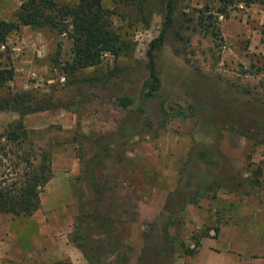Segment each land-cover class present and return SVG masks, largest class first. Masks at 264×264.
<instances>
[{"label":"rangeland","instance_id":"374dc122","mask_svg":"<svg viewBox=\"0 0 264 264\" xmlns=\"http://www.w3.org/2000/svg\"><path fill=\"white\" fill-rule=\"evenodd\" d=\"M22 2L0 0V19L14 18ZM218 6L215 0H179L157 50L162 86L153 99L142 93L147 50L163 25L161 11L149 27L133 31L134 48L127 55L107 53L97 67L73 74L61 68L72 55L67 35L23 26L9 36L3 61L14 67L15 76L3 93L29 91L59 104L24 117L30 137L21 147L0 140V147L6 145L0 174L15 177L9 165L23 150L52 152L53 176L42 190L38 215L58 231L55 239L63 236L68 242L51 246L46 264H74L69 234L93 195L94 169L99 173L102 161L118 179L105 195L114 205L110 210L120 244L94 222L89 234L97 249L113 247L106 262L120 250L131 264H186L194 254H186L185 245L198 248L194 236L216 227L220 207L264 190V141L258 142L264 140V2L239 3L228 17L220 15L216 37L199 20L208 7ZM127 21L115 17L118 26ZM124 95L135 99L128 109L119 106ZM162 101L188 115L157 127L154 113ZM148 117L153 125H147ZM19 120L17 112H0V135ZM258 166L261 184L253 173ZM16 228L29 242L39 225L33 218ZM84 259L78 264H90Z\"/></svg>","mask_w":264,"mask_h":264},{"label":"trees","instance_id":"16d2710c","mask_svg":"<svg viewBox=\"0 0 264 264\" xmlns=\"http://www.w3.org/2000/svg\"><path fill=\"white\" fill-rule=\"evenodd\" d=\"M215 1L219 6L215 11L208 7L206 9L208 14L200 17L199 24L216 37L221 31L218 25L220 15L228 17L232 7L239 3L250 6L264 2V0ZM178 5L179 0H23L14 18L0 19V112L14 111L20 117L14 127L0 135V140L4 138L7 141L6 145L11 143L21 147L30 137V131L24 124V117L59 107L53 97L38 99L29 91L8 90L3 93L15 76L14 67L3 61L7 51L4 48L8 47L7 41L13 32L20 30L23 26H31L33 28L48 27L57 34L67 35L73 42L72 55L71 60L66 61L61 68L65 73L73 74L78 70L97 67L103 62L107 53L116 58L127 55L134 48L131 37L133 31L140 25L149 27L154 14L161 11L164 14L163 25L159 35L152 39L147 50L148 78L144 82L142 93L145 99H153L162 86L157 66V50L165 43ZM115 17L128 21L118 26L115 23ZM58 64L61 63L58 62ZM134 104L135 99L131 96L124 95L119 98V106L122 109H128ZM138 110L147 112L144 107H139ZM187 115L182 108L168 106L164 101L154 113V116L159 118L157 127L161 129H164L172 119ZM146 121L147 125H153L149 117ZM263 141L259 139L258 142ZM6 145L0 147V151L5 149ZM34 150L33 147L23 150V153L17 155L18 159L9 165L15 177L5 172L0 174V213L12 216L13 231L21 238H23L22 229H17L16 226L20 225L21 228L33 220V215L41 207L42 190L53 176L51 150L42 147H39L37 151ZM21 162L23 163L22 171H20ZM102 163L104 165L102 164L99 173H95L94 169L93 195L82 205L85 209L76 216L74 231L69 234V238L82 250L90 264H131L130 257L120 250L114 254L113 262L104 261L103 258L108 256L110 250L111 253L115 252L113 247L110 250H107L105 246L97 249L89 234V226L94 222L102 227L109 239L115 244H120L117 239L115 220L110 210V207L114 205L105 195L107 191L113 190L112 184L118 179L106 172L108 166L104 161ZM253 173L256 182L261 184L259 178L263 172L260 166ZM190 201L197 203L193 199ZM210 229L211 227H206L202 233L194 236L196 247L199 248L202 238L210 233ZM214 229L216 232L219 231L217 226ZM185 247L186 254H195L198 250V248L190 249L186 245Z\"/></svg>","mask_w":264,"mask_h":264},{"label":"crops","instance_id":"0c3cea01","mask_svg":"<svg viewBox=\"0 0 264 264\" xmlns=\"http://www.w3.org/2000/svg\"><path fill=\"white\" fill-rule=\"evenodd\" d=\"M233 203L220 207L215 223L219 231L211 228L186 264H264V190ZM40 212L33 215L39 230L29 242L13 231L12 216L0 213V264H46L53 254L51 246L59 241L67 244L63 236L55 239L58 231L38 215ZM67 246L74 264L85 260L75 245Z\"/></svg>","mask_w":264,"mask_h":264}]
</instances>
